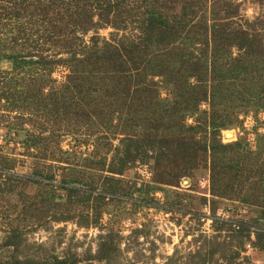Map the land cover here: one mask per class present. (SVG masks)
Returning <instances> with one entry per match:
<instances>
[{
  "label": "rangeland",
  "instance_id": "rangeland-1",
  "mask_svg": "<svg viewBox=\"0 0 264 264\" xmlns=\"http://www.w3.org/2000/svg\"><path fill=\"white\" fill-rule=\"evenodd\" d=\"M49 1L51 5L55 2L53 7L57 8L58 0ZM92 1L94 7L95 0ZM14 2L18 4L21 0H0V13L4 14L5 8L12 12L10 6ZM220 2L238 6L234 22L242 24L247 30L255 29L256 24L264 20V0ZM131 6L134 7V3ZM222 7L224 5L221 3L214 5L213 0H206L203 8L209 12L210 18L212 8L218 11ZM98 12L95 7L89 13L92 16V27H87V24L85 27L88 31L74 32L82 40V43H76L84 46V52L91 51L92 43L96 49L103 51L107 49L105 47L108 43H128L138 36L137 22H125L126 28L115 29L111 24L101 23ZM3 22L9 23L7 20ZM11 22L22 28L26 36L38 31L37 26L31 25L29 11ZM210 24L208 21V27ZM53 29L62 31L64 36L70 34L71 27L60 30L58 25H53L49 29L51 33ZM45 32H42V36L46 35ZM259 34L263 45L258 51L264 56V29ZM194 36L200 37L201 32L196 30ZM0 37H6V29H0ZM203 37L210 42L209 34ZM203 39L197 41L198 46L203 43ZM22 44L15 43L13 48L25 53L26 45ZM230 49L226 51L231 53V60L225 55V61L220 62L222 70L239 56L237 47ZM52 53L58 54L60 51L54 50ZM79 54L82 53L79 51ZM67 57L69 55L58 54L55 61ZM166 69L164 71L168 75L169 69ZM10 71L8 63H0L1 78L8 77ZM67 74L65 65L55 66L49 77L51 83L44 87L45 93L50 89H61L66 84ZM151 81L155 85L152 89L154 94L151 96L150 92H144L148 95L147 99L152 102L161 99L162 105H168L172 99L168 81L165 82L164 77L154 76L148 77L146 82ZM20 89L18 85L16 90ZM114 101L118 102V110L112 117L104 110L105 105H99L96 121L99 123L107 120L110 134L102 141L112 144L105 159L100 160L96 157L104 151L101 147L100 152L94 154L95 139L98 137L89 134L91 128L87 127H91L90 124H78L69 119L71 117L66 113L57 121L51 115L34 117V112L30 110H7L6 106L11 99L0 102V155L3 157L0 172H5L9 164L13 174L20 178L32 177L36 171L53 176L43 182L46 186L21 179L9 181L4 175L0 177V261L15 257L43 262L56 256L75 258L76 264H264V249L256 248L253 244L256 233L260 231H263L264 241V219L260 207L249 209L235 198H215L214 203H211L209 172L207 166H204L205 161H200L202 158L199 154L197 159L186 158V165L190 167L191 164L187 175L180 178L175 176L181 164L185 163L182 158L173 157L165 142L169 143L168 137H171V133H179L182 125L188 128L194 126L195 117L184 116V121L181 120L178 125L176 122L175 127L180 128L172 130L168 128L170 124L173 125L172 120L166 114L160 115L159 112L160 116H151L146 113L143 118L141 113L140 116L135 114L146 128L137 133L129 126L133 121L132 111L137 106L136 101L131 102L123 97ZM153 103L149 104L151 107L148 109H152ZM160 107L156 105L159 110ZM208 109L207 101L200 103L197 108L200 118H205L203 113L208 112ZM238 118L237 125L221 130L220 142L229 144L240 140L254 149L258 146V138L264 133V106L241 113ZM128 131L136 141L152 135L151 138L161 142L154 146L152 143L149 146L138 143L143 160L136 159L127 164L121 174H112V169L120 163L119 153L114 149L119 147L122 150L126 138L124 133ZM144 132L149 133V136L143 135ZM31 136L37 137L35 144L30 141ZM260 144L264 148V142ZM131 147L134 148L133 145ZM155 153L158 159L161 158L159 161L154 158ZM86 164L92 169L87 170ZM72 168L78 171L74 170L76 178L83 182H93L98 187V194L105 193L102 191L109 193L112 189L114 195L95 201V196L88 200L86 195L80 198L67 197V192L59 188L58 184L65 173L72 172ZM259 195L264 196V188L259 190ZM139 201L145 204H139ZM227 224L235 225L230 228ZM104 242L108 251L103 253L106 258L102 260L97 257L99 246Z\"/></svg>",
  "mask_w": 264,
  "mask_h": 264
},
{
  "label": "trees",
  "instance_id": "trees-1",
  "mask_svg": "<svg viewBox=\"0 0 264 264\" xmlns=\"http://www.w3.org/2000/svg\"><path fill=\"white\" fill-rule=\"evenodd\" d=\"M58 1L57 8H54L55 2L51 5L47 0H21L18 4L12 3V12L5 8V13H0V29H6V37H0V63H8L11 69L8 77L0 76V102L11 99L6 106L7 110H30L34 112V117L51 115L56 121L66 113L71 117L69 119L78 124H90L91 127H87L91 128L88 130L89 134L98 137L95 139L94 154L97 155L101 147L104 151L96 157L97 160L105 159L112 146L111 142L102 141L109 134L107 120L99 123L96 121L100 104L106 106L104 110L112 117L118 110V102L114 100L120 97L131 102L135 100L137 106L131 110L133 121L129 126L137 133L146 128L143 123L140 124L135 114L140 116L141 113V118L146 113L151 116L166 114L172 120L173 125L168 126L172 130L180 128L175 127L176 122L178 125L181 120L184 121V116H193L196 121L194 126L188 128L182 125L181 133H171V137H168L170 139L167 138L169 143L165 142L173 157L178 156L185 163L181 164L182 167L175 174L176 178L187 175L191 170V164L190 167L186 165V158L197 159L199 154L202 158L200 161H205L204 166H207L209 172L211 203H214L215 198H235L249 209L260 207L261 217L264 219V196L259 195V190L264 188V148L260 144L264 142V133L258 138V146L254 149L240 140L222 144L219 139L221 130L239 123V114L264 106V56L258 51L263 45L259 32L264 29V20H260L255 29L247 30L242 24L234 22L238 6L220 0H213L214 5L221 3L224 7L218 11L212 8L210 18L209 12L203 8L206 0H95L94 7L92 0ZM133 3L134 7L131 6ZM95 7L99 10V21L105 25L111 24L115 29L126 28L125 22H137L138 36L128 43H108L105 47L107 49L103 51L96 49L92 43L91 51L84 52V46L76 43L82 40L74 32L84 33L89 30L87 27H92V16L89 13ZM28 11L32 18L31 25L38 27L36 34L32 33L30 36H26L21 31L22 28L11 22ZM3 20L9 23H2ZM194 20L196 23H193ZM208 21L211 22L210 27L207 25ZM53 25H58L60 30L71 27L70 34L62 36V31L54 29L51 33L49 29ZM44 30L46 35L42 36ZM196 30L201 32L200 37L194 36ZM206 34L210 35V42L203 39L207 37H203ZM202 39L203 43L198 46L197 41ZM18 42L26 45L25 53L13 48ZM231 47H237L239 56L222 70L220 62L225 55L229 59L231 53L226 50ZM54 50L69 57L55 61L58 54L52 53ZM60 64L68 69L66 84L61 89H50L45 93L44 87L51 83L49 77L53 68ZM166 67L169 69L168 75L164 71L167 70ZM154 76L164 77L165 82L168 81L170 85L172 99L168 105H162L161 99H156L153 103L144 94L150 92L153 96L154 82L146 81L148 77ZM18 85L20 90H16ZM206 101L209 109L203 113V119L197 108ZM151 103L153 107L148 109ZM156 105L161 106L160 110ZM142 134L149 136L146 132ZM124 135L126 138L122 150L119 147L114 149L119 153L120 163L112 169V174H121L127 164L142 159L138 143H146L148 146L152 143L154 146L161 142L151 138L152 135L140 141H136L129 131ZM30 141L35 144L37 137L31 136ZM1 158L3 157L0 155V163ZM74 158L72 157L73 160ZM154 158L158 161L161 159H158L156 153ZM65 161L68 162L67 159ZM87 164L85 167H88ZM10 167L8 164L5 172H0V177L4 175L9 181L21 179L37 185L53 177L36 171L32 173V177L22 179L15 176ZM90 168L92 169L88 167L87 170H91ZM74 170L77 171L72 168V172L65 173L58 184L59 188L67 192V197L80 198L86 195L88 200L95 196V201L114 195L115 191L112 189L109 191L112 194L107 191L98 194V187L91 181L83 182L76 178ZM141 203L145 204L139 201ZM232 225L235 224H227L230 228ZM255 236L254 246L264 249L263 231L257 232ZM107 251V244L104 242L99 246L97 258H106L103 253ZM76 263L75 258L56 256L43 262L15 257L0 261V264Z\"/></svg>",
  "mask_w": 264,
  "mask_h": 264
}]
</instances>
